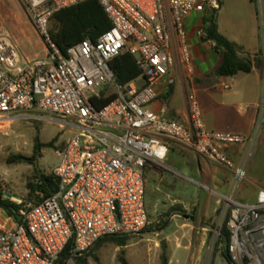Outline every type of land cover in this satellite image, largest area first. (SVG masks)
Segmentation results:
<instances>
[{"label": "built area", "instance_id": "obj_1", "mask_svg": "<svg viewBox=\"0 0 264 264\" xmlns=\"http://www.w3.org/2000/svg\"><path fill=\"white\" fill-rule=\"evenodd\" d=\"M99 1L112 28L95 43L85 40L70 48L66 56L51 38L50 19L80 0H25L36 30L50 47L45 61L26 58L0 25V125L18 118L47 120L35 116L42 113L75 130L56 150L61 160L54 170L58 192L48 198L38 192L41 201L23 206L21 221L8 217L15 221L13 229L0 221V264H57L69 246L67 264H78L77 258L103 238L140 234L150 224L145 170L164 164L170 143L233 171V191L224 198L229 253L233 264H263L264 190L254 204L237 202L247 166L237 165L227 153L229 147L253 140L208 130L195 95L189 97L190 125L166 120L152 109L157 89L176 68L178 57L191 69L187 19L219 10L221 0ZM256 5L264 32V0ZM200 34L205 37L204 31ZM122 54L134 56L142 71L141 78L126 86L116 83L111 68ZM221 87L231 89L227 83ZM105 92L116 98L97 109L92 100ZM260 108L264 126V99ZM258 233L263 236L255 240Z\"/></svg>", "mask_w": 264, "mask_h": 264}, {"label": "rangeland", "instance_id": "obj_2", "mask_svg": "<svg viewBox=\"0 0 264 264\" xmlns=\"http://www.w3.org/2000/svg\"><path fill=\"white\" fill-rule=\"evenodd\" d=\"M16 16L18 19H15ZM216 19L220 32L230 41L243 47L242 56L247 60H250L248 52L252 45L258 43L262 48L264 32L258 20L256 0H222ZM12 20H17L18 25H13ZM0 25L17 41L25 57L28 55L33 60L43 61L49 59L50 51L43 38L39 35L40 40L36 42L31 36L30 32L36 34V28L25 0H7L5 12L0 13ZM142 84L143 81L140 80L139 85ZM240 111H244L243 106H240ZM35 116L47 120L18 118L0 125V191L3 192L4 198L24 204V207L35 204L28 201V184L34 180L35 167L28 163L10 164L9 160L20 155L32 157L36 138H39L43 144L53 143L50 148L42 151V158L37 166L44 174L51 175L61 164L56 155L57 147L75 133L71 127L51 122L48 115L36 113ZM255 139L252 174L264 183V138L257 141ZM153 165L155 164L150 167ZM148 168L147 166L145 171L146 207L150 224L140 234L128 236L126 247L107 242L101 248H93L91 251L99 261L96 262L91 257L90 264H122L121 257L127 264H163L164 254L168 258V264H229L220 252L215 254L220 229L228 209L224 198L220 197L221 205L216 206L215 212L211 209L204 210L203 206H211L216 197L210 190L191 183L190 196L187 198L189 202L186 206L194 207L183 209V212L173 211V208L183 206L173 204L174 199L154 206L155 196L148 188ZM206 200H210L211 205L207 204ZM7 219L8 215L0 208V221L6 223L7 228L13 229L15 221ZM163 241L166 242L165 251ZM218 249L222 251L223 247ZM261 261L264 264V259Z\"/></svg>", "mask_w": 264, "mask_h": 264}, {"label": "crops", "instance_id": "obj_3", "mask_svg": "<svg viewBox=\"0 0 264 264\" xmlns=\"http://www.w3.org/2000/svg\"><path fill=\"white\" fill-rule=\"evenodd\" d=\"M6 4L7 0H0V13L5 12ZM205 16L196 14L187 19L191 69L188 70L185 61L178 57L176 68L158 87V99L152 109L166 120L190 125L189 97L195 95L208 130L240 135L248 140H261L264 138L260 108L264 99V42L262 48L257 43L249 49L252 64L250 73L221 77L216 74L220 57L215 45L205 41L200 34L204 31ZM17 22L12 20L13 25H18ZM35 32L37 35L30 33L37 42L40 38L38 31ZM22 50L26 55L24 47ZM26 58L33 60L28 55ZM221 83L229 84L231 89L224 90ZM240 106L244 107V111H240ZM255 146L256 142L253 141L252 144L233 145L227 149L229 157L237 165L244 163L247 166L245 184L235 194V200L239 203H256L258 193L264 190V183L252 174V151ZM150 166L147 173L148 188L155 196L154 206L174 199L173 204H181L183 206L178 207L185 210L194 207L186 206L189 202L187 198L190 196V184L193 183L214 194L216 200L213 204L206 200L211 206L203 208L215 212L216 206L221 205L220 197H229L233 191L232 170L175 143H170L167 160L162 166Z\"/></svg>", "mask_w": 264, "mask_h": 264}, {"label": "trees", "instance_id": "obj_4", "mask_svg": "<svg viewBox=\"0 0 264 264\" xmlns=\"http://www.w3.org/2000/svg\"><path fill=\"white\" fill-rule=\"evenodd\" d=\"M222 5V0L220 7ZM219 7V9H220ZM217 11L207 14L204 18V40L215 44V50L220 57V62L216 68V74L221 77H232L239 73H250L252 64L242 56L243 47L230 41L219 30L216 19ZM112 28V22L105 12L99 0L80 1L78 4L69 8L62 9L56 12L50 19L49 31L53 42L57 45L63 55H67L70 48L82 43L85 40L97 42L98 39ZM47 48L50 51L49 45ZM116 77V83L120 86H126L131 82L141 78L142 71L137 64V60L130 54H122L115 57L111 62ZM116 98V94L103 93L100 99L94 98L92 100L97 109H103L112 103ZM53 143L43 144L39 138H36V145L34 155L32 157L16 156L10 159L9 163H28L35 167L34 180L28 184V201H41L37 194L41 192L45 198L51 197L58 192V183L54 176L46 175L38 169V161L42 158V151L50 148ZM147 169V168H146ZM146 171V170H145ZM24 204H17L9 199L4 198L3 192L0 191V208L6 212L8 217L18 221L19 211ZM173 211L183 212V208L175 207ZM126 238L128 236H110L100 240L96 248H101L105 243H115L118 247H126ZM231 243V233L227 227V220L222 226V230L217 242L215 254L220 252L223 258L229 263L233 264L229 253V246ZM222 246L223 250L218 248ZM71 246H69L61 255L57 264H67L71 258ZM214 254V256H215ZM93 257L98 262V257L92 251L82 257L77 258L78 264H90V258ZM164 263L168 264L166 254L163 256ZM122 264H127V261L121 257Z\"/></svg>", "mask_w": 264, "mask_h": 264}, {"label": "water", "instance_id": "obj_5", "mask_svg": "<svg viewBox=\"0 0 264 264\" xmlns=\"http://www.w3.org/2000/svg\"><path fill=\"white\" fill-rule=\"evenodd\" d=\"M18 221H21V217H18ZM262 236H263V235L260 234V233L255 234V235H254V239H255V240H259ZM162 246H163V250L165 251V250H166V242H165V241H163Z\"/></svg>", "mask_w": 264, "mask_h": 264}]
</instances>
